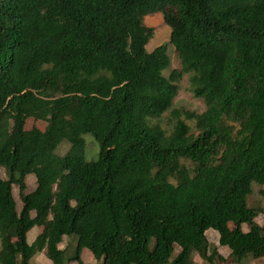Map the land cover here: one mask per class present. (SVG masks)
Instances as JSON below:
<instances>
[{"label":"trees","instance_id":"1","mask_svg":"<svg viewBox=\"0 0 264 264\" xmlns=\"http://www.w3.org/2000/svg\"><path fill=\"white\" fill-rule=\"evenodd\" d=\"M157 10L181 61L169 76L167 44L146 49L143 16ZM187 73L202 112L173 107ZM167 111L170 130L158 122ZM30 117L44 128L27 129ZM254 184L264 185V0H0V264L42 252L87 264L85 248L98 264L223 262L209 229L232 261L263 257ZM65 237L75 244L62 248Z\"/></svg>","mask_w":264,"mask_h":264},{"label":"rangeland","instance_id":"2","mask_svg":"<svg viewBox=\"0 0 264 264\" xmlns=\"http://www.w3.org/2000/svg\"><path fill=\"white\" fill-rule=\"evenodd\" d=\"M143 21L145 24L149 27H152L154 30L153 35L149 39V41L146 44V49L148 51L153 50L155 47L161 45V44H167V52L170 55L171 58V64L168 68L164 70V74L166 76H169L172 70L181 69V61L180 58L178 57L174 46L169 42L170 41V34H171V28L170 26L166 23L165 21V11L164 10H157L148 14H145L143 16ZM189 74H184V76L181 77V79L177 82L179 85V90L178 94L173 100V107H182L185 109L189 110H195L197 112H202L205 109V103L202 98L196 97L190 90H189ZM171 111H167L164 113V115L158 120V122L166 129L170 130L173 119H172V114L170 113ZM46 122L44 119L40 117H30L27 122H26V128L31 129L34 126L39 127V128H44ZM84 139L86 142V147H85V152L84 156L87 160H93L98 157L99 153V144L97 140L90 134V133H85ZM70 147L69 142L63 141L58 149L57 152L61 155H64ZM2 177L7 179V174L4 169L1 171ZM27 185H28V190H32L36 186V176L35 174H30L27 177ZM262 188H264V185L260 184H254L253 185V192L248 198V203L251 206H261L264 207V197L261 193ZM13 193L14 197L17 201V209L20 211L22 208V200L20 198V193H19V187L16 184H13ZM32 215H35V212H32ZM256 221L264 226V214L261 213L259 216H257ZM234 225L231 223V227ZM42 227H33L29 232H28V238L31 240V242L34 240L33 238L42 231ZM243 229L245 231H248V226L247 224L243 225ZM207 237L212 245H216L219 249V252L226 258L225 261L219 262L217 261L216 264H264V256L259 257V258H253L250 257L246 259L243 263H236L232 261L230 257L231 249L228 246L221 245L219 243V233L218 231L214 229H209L207 231ZM68 243L70 244H75L74 240L65 237V240L63 244L60 246L63 248L65 247ZM180 250L179 246H176L175 249V254L178 253ZM90 251V250H88ZM83 252V251H82ZM91 252V251H90ZM40 254V255H39ZM38 258L41 260V262L45 261L47 259L46 254L44 252L39 253ZM91 254H93L91 252ZM88 252H83L82 257L84 261L89 264L90 263V258H89ZM92 256V255H91ZM94 257V255H93ZM95 258V257H94ZM38 260V259H37ZM96 260V259H95ZM35 264V263H33ZM46 264V263H44ZM68 264H79L77 261L72 260ZM94 264H98L97 260L95 261ZM194 264H210L209 262L203 260L198 254L194 255Z\"/></svg>","mask_w":264,"mask_h":264},{"label":"crops","instance_id":"3","mask_svg":"<svg viewBox=\"0 0 264 264\" xmlns=\"http://www.w3.org/2000/svg\"><path fill=\"white\" fill-rule=\"evenodd\" d=\"M35 238V237H34ZM33 238V239H34ZM28 241L29 242H31V240H29V238H28ZM89 249L88 248H85V249H83V252H88V254L90 255L89 256V260H90V263L89 264H94L95 263V258L93 257V254H91V252L90 251H88ZM83 252H82V254H83ZM42 254V253H41ZM40 255V254H39ZM92 255V256H91ZM39 257V256H38ZM38 257H36V261L34 262L35 264H44V263H46V264H51V260L47 257V259L45 260V261H43V262H41V260L38 258ZM38 259V260H37Z\"/></svg>","mask_w":264,"mask_h":264}]
</instances>
